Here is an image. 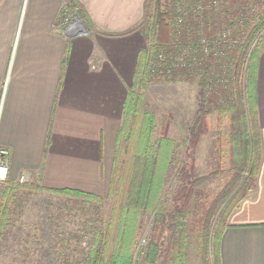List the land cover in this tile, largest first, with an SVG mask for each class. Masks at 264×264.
I'll return each instance as SVG.
<instances>
[{
    "label": "trees",
    "instance_id": "obj_1",
    "mask_svg": "<svg viewBox=\"0 0 264 264\" xmlns=\"http://www.w3.org/2000/svg\"><path fill=\"white\" fill-rule=\"evenodd\" d=\"M178 4L192 11L176 27ZM67 9L69 19L76 15L91 28L77 3L70 1ZM142 31L148 46L138 54L125 97L107 196L5 181L0 246L17 193L42 192L85 206L112 200L107 224L93 231L85 264H188L193 243L196 264H221L227 219L254 187L260 165L255 83L264 50V0H146ZM160 78L196 82L205 93L177 146L168 138L170 118L159 126L144 107L148 84ZM213 126V169L198 177L187 162ZM207 180L218 182L209 193L203 190ZM145 219L151 223L140 245Z\"/></svg>",
    "mask_w": 264,
    "mask_h": 264
},
{
    "label": "crops",
    "instance_id": "obj_2",
    "mask_svg": "<svg viewBox=\"0 0 264 264\" xmlns=\"http://www.w3.org/2000/svg\"><path fill=\"white\" fill-rule=\"evenodd\" d=\"M70 1L0 0L5 185L39 183L105 198L125 97L145 48L146 0H73L91 25L82 22L84 34L70 30L71 19L62 24ZM255 94L260 165L254 187L227 219L221 264H264V50Z\"/></svg>",
    "mask_w": 264,
    "mask_h": 264
},
{
    "label": "rangeland",
    "instance_id": "obj_3",
    "mask_svg": "<svg viewBox=\"0 0 264 264\" xmlns=\"http://www.w3.org/2000/svg\"><path fill=\"white\" fill-rule=\"evenodd\" d=\"M176 13L181 15L179 4ZM71 20L73 23V18ZM166 24L171 26L170 20ZM146 43L145 48L148 46ZM204 94L196 82H170L160 78L148 84L144 107L155 114L159 126L163 117L170 118L168 138L177 146L187 134L196 111L203 106ZM214 130V126L210 128L192 150V160L187 162L194 165L198 177L213 169ZM174 156L177 162L184 159L183 154ZM3 183H0V190L4 188ZM217 184L216 180L205 181L204 192L213 191ZM171 186L170 179L168 188ZM111 204L112 200L105 199L101 206H85L81 202L53 198L42 192H18L11 224L0 246V264H85L93 231L107 224ZM145 221L140 245L149 233L151 220ZM193 245L188 264H196Z\"/></svg>",
    "mask_w": 264,
    "mask_h": 264
},
{
    "label": "built area",
    "instance_id": "obj_4",
    "mask_svg": "<svg viewBox=\"0 0 264 264\" xmlns=\"http://www.w3.org/2000/svg\"><path fill=\"white\" fill-rule=\"evenodd\" d=\"M195 9L200 10L201 6H198ZM67 10H68L67 8L62 10V24L63 25H67L69 23V18L67 16L68 14ZM179 10H180L181 15L176 19V22H175L176 27H179V25H181V23L184 21V17L189 15L192 11L190 10L189 12H187L184 9V7L182 8V4H179ZM7 157H8V151L5 149H0V183H3L7 178V170H8ZM20 181L23 182L24 177H21Z\"/></svg>",
    "mask_w": 264,
    "mask_h": 264
},
{
    "label": "water",
    "instance_id": "obj_5",
    "mask_svg": "<svg viewBox=\"0 0 264 264\" xmlns=\"http://www.w3.org/2000/svg\"><path fill=\"white\" fill-rule=\"evenodd\" d=\"M70 30L76 32V33H86V29L84 24L78 20L77 18H75L72 27L70 28Z\"/></svg>",
    "mask_w": 264,
    "mask_h": 264
}]
</instances>
